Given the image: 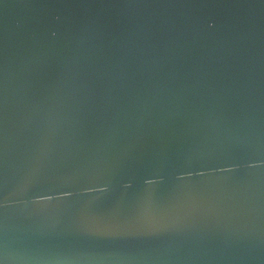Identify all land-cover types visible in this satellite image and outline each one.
<instances>
[{"label": "water", "instance_id": "obj_1", "mask_svg": "<svg viewBox=\"0 0 264 264\" xmlns=\"http://www.w3.org/2000/svg\"><path fill=\"white\" fill-rule=\"evenodd\" d=\"M0 264H264V0H0Z\"/></svg>", "mask_w": 264, "mask_h": 264}]
</instances>
